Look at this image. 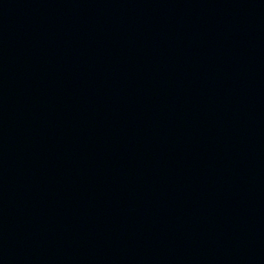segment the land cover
<instances>
[{
  "label": "water",
  "instance_id": "95a60500",
  "mask_svg": "<svg viewBox=\"0 0 264 264\" xmlns=\"http://www.w3.org/2000/svg\"><path fill=\"white\" fill-rule=\"evenodd\" d=\"M0 264H264V0H0Z\"/></svg>",
  "mask_w": 264,
  "mask_h": 264
}]
</instances>
